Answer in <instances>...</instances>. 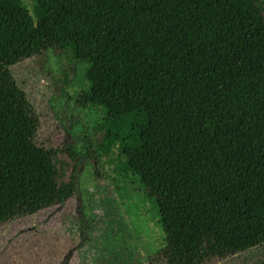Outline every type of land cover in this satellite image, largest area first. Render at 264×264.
<instances>
[{"label":"trees","instance_id":"1","mask_svg":"<svg viewBox=\"0 0 264 264\" xmlns=\"http://www.w3.org/2000/svg\"><path fill=\"white\" fill-rule=\"evenodd\" d=\"M28 1L0 0V72L49 50L82 66L95 174L152 203L163 264L264 245V0ZM37 130L25 98L0 106V225L75 192Z\"/></svg>","mask_w":264,"mask_h":264},{"label":"rangeland","instance_id":"2","mask_svg":"<svg viewBox=\"0 0 264 264\" xmlns=\"http://www.w3.org/2000/svg\"><path fill=\"white\" fill-rule=\"evenodd\" d=\"M82 87V66L60 50L0 72V106L27 100L36 143L56 153L61 181L75 186L64 203L0 225V264H163L152 203L135 187L121 197L108 177L95 174L87 148L101 115L77 101ZM207 264H264V245Z\"/></svg>","mask_w":264,"mask_h":264}]
</instances>
